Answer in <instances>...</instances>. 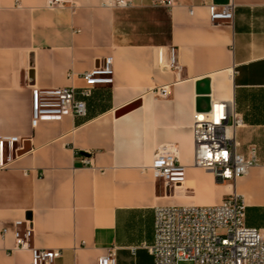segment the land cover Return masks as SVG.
Returning <instances> with one entry per match:
<instances>
[{
  "label": "crops",
  "instance_id": "0c3cea01",
  "mask_svg": "<svg viewBox=\"0 0 264 264\" xmlns=\"http://www.w3.org/2000/svg\"><path fill=\"white\" fill-rule=\"evenodd\" d=\"M108 1L0 0V134L25 137L2 153L0 264L30 262L27 250L7 254L17 219L32 220L35 246L61 249L53 264H97L110 248L116 264H153L145 245L153 241L155 206L220 203L234 190L246 225L264 228V0H233L232 21L215 23L209 5L229 0H173L171 8L160 0ZM170 47L179 73L157 66ZM106 56L113 82L92 89L85 116L32 128L31 85L81 88L80 73ZM203 78L211 101L232 99L244 122L235 130L237 150H256L258 164L234 182L192 164L195 83ZM162 85L166 96L156 93ZM161 143L175 144L185 166L174 189L165 190L150 167ZM76 151L91 153L93 165Z\"/></svg>",
  "mask_w": 264,
  "mask_h": 264
},
{
  "label": "built area",
  "instance_id": "2783aa9c",
  "mask_svg": "<svg viewBox=\"0 0 264 264\" xmlns=\"http://www.w3.org/2000/svg\"><path fill=\"white\" fill-rule=\"evenodd\" d=\"M167 8L173 0H160ZM109 4L126 6L127 0H109ZM46 5L74 7V0H46ZM235 4L229 0L224 4L209 5V19L231 22ZM157 66L176 70L175 48L170 47L168 59L159 52ZM73 71L67 76L72 78ZM113 59L99 58L88 70L80 73L85 86L39 87L31 85V126L40 120H59L65 115L85 116L86 98L96 85L113 82ZM168 86L157 87L158 96L168 94ZM215 106L218 108L215 110ZM231 119V122L228 120ZM244 122L236 111L232 99L211 101L207 112L194 111L191 123L193 139V165L211 172L220 182H234L245 175L250 167L258 164L256 150L250 149L248 156L237 150L235 130ZM25 137L0 134V168L8 163L3 160L5 147L20 148ZM91 154V153H90ZM90 154L76 156L83 165L92 166ZM154 179L163 183L165 190L179 187L185 178V166L179 162V151L173 143L158 144L153 151L150 165ZM246 205L237 191L226 195L220 203L158 205L153 212V241L145 245L153 264H264V228L248 226L245 222ZM5 233V229H3ZM14 244L7 254L16 250H27L31 254L29 264H53L61 256L59 248L37 247L33 244L34 227L30 219L14 221ZM97 264H116V252L110 248L98 258Z\"/></svg>",
  "mask_w": 264,
  "mask_h": 264
},
{
  "label": "water",
  "instance_id": "95a60500",
  "mask_svg": "<svg viewBox=\"0 0 264 264\" xmlns=\"http://www.w3.org/2000/svg\"><path fill=\"white\" fill-rule=\"evenodd\" d=\"M195 91L197 94L195 108L196 111L207 112L211 109L210 97V81L208 78H203L195 83ZM126 109L120 110L124 112Z\"/></svg>",
  "mask_w": 264,
  "mask_h": 264
},
{
  "label": "bare ground",
  "instance_id": "6f19581e",
  "mask_svg": "<svg viewBox=\"0 0 264 264\" xmlns=\"http://www.w3.org/2000/svg\"><path fill=\"white\" fill-rule=\"evenodd\" d=\"M218 107L217 106H215V110L217 109Z\"/></svg>",
  "mask_w": 264,
  "mask_h": 264
},
{
  "label": "rangeland",
  "instance_id": "374dc122",
  "mask_svg": "<svg viewBox=\"0 0 264 264\" xmlns=\"http://www.w3.org/2000/svg\"><path fill=\"white\" fill-rule=\"evenodd\" d=\"M182 264H184V263H182Z\"/></svg>",
  "mask_w": 264,
  "mask_h": 264
}]
</instances>
